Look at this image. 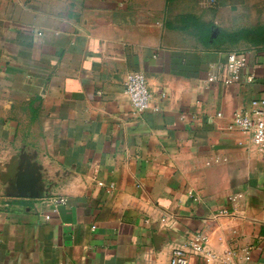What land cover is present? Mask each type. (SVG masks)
I'll use <instances>...</instances> for the list:
<instances>
[{
	"label": "crops",
	"instance_id": "0c3cea01",
	"mask_svg": "<svg viewBox=\"0 0 264 264\" xmlns=\"http://www.w3.org/2000/svg\"><path fill=\"white\" fill-rule=\"evenodd\" d=\"M220 4L0 0V264H169L196 234L216 259L190 264H264V151L230 128L264 108V45L208 44L251 27Z\"/></svg>",
	"mask_w": 264,
	"mask_h": 264
},
{
	"label": "built area",
	"instance_id": "2783aa9c",
	"mask_svg": "<svg viewBox=\"0 0 264 264\" xmlns=\"http://www.w3.org/2000/svg\"><path fill=\"white\" fill-rule=\"evenodd\" d=\"M201 4L210 9L216 7L217 0H204ZM38 34L42 35L41 33ZM247 62L246 53L233 52L228 56L227 68L235 77L246 66ZM253 80L254 76L247 78L248 83L253 82ZM231 81L228 82L231 83ZM124 87L136 115H141L151 108L152 95L149 90L148 79L144 73H130L125 79ZM218 116L221 117L222 114L218 113ZM230 128L244 135H249L253 144L264 151V108L259 101H253L249 111L234 113ZM112 189L113 186L110 187V190ZM58 202L66 204L67 201L60 199ZM228 213V211H223V214ZM50 219L51 216H46V220L49 221ZM192 255L203 256L207 262L216 259L215 253L209 250L207 238L203 234H196L187 247L173 249L169 264H190Z\"/></svg>",
	"mask_w": 264,
	"mask_h": 264
},
{
	"label": "rangeland",
	"instance_id": "374dc122",
	"mask_svg": "<svg viewBox=\"0 0 264 264\" xmlns=\"http://www.w3.org/2000/svg\"><path fill=\"white\" fill-rule=\"evenodd\" d=\"M186 1L201 5L204 0ZM220 3L234 6L236 11L234 18L235 15H237L236 20H238V22H236V24L239 27L264 25V0H217L216 7L209 10L218 8ZM228 21H230V18H228ZM233 21L234 19L231 22Z\"/></svg>",
	"mask_w": 264,
	"mask_h": 264
},
{
	"label": "trees",
	"instance_id": "16d2710c",
	"mask_svg": "<svg viewBox=\"0 0 264 264\" xmlns=\"http://www.w3.org/2000/svg\"><path fill=\"white\" fill-rule=\"evenodd\" d=\"M207 31V43L210 44L212 31L215 28L213 25H201ZM240 42L249 43L251 46L260 47L264 45V25H259L249 28H239L233 32L221 29L217 37L211 43L215 46L224 44L236 45Z\"/></svg>",
	"mask_w": 264,
	"mask_h": 264
},
{
	"label": "water",
	"instance_id": "95a60500",
	"mask_svg": "<svg viewBox=\"0 0 264 264\" xmlns=\"http://www.w3.org/2000/svg\"><path fill=\"white\" fill-rule=\"evenodd\" d=\"M218 34H219V30L216 29V30L213 32L212 37H213V38H216Z\"/></svg>",
	"mask_w": 264,
	"mask_h": 264
}]
</instances>
